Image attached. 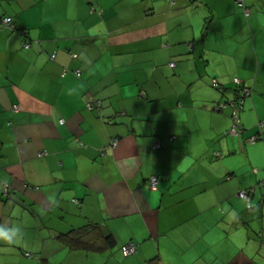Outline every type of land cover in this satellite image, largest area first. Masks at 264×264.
Instances as JSON below:
<instances>
[{"label": "crops", "instance_id": "1", "mask_svg": "<svg viewBox=\"0 0 264 264\" xmlns=\"http://www.w3.org/2000/svg\"><path fill=\"white\" fill-rule=\"evenodd\" d=\"M244 2L0 0L14 26L0 27V224L22 230L0 241V264L264 260V126L253 122L264 121V0ZM232 85L247 88L243 101ZM253 187L248 203L239 192ZM88 221L117 247L57 240Z\"/></svg>", "mask_w": 264, "mask_h": 264}, {"label": "trees", "instance_id": "2", "mask_svg": "<svg viewBox=\"0 0 264 264\" xmlns=\"http://www.w3.org/2000/svg\"><path fill=\"white\" fill-rule=\"evenodd\" d=\"M194 1H197V0H194ZM236 1H237L238 4H241L242 6H245L244 0H236ZM211 11L212 10L209 9L210 13H211ZM247 13L249 14V11H247ZM6 18H10V21H8V22L5 21ZM212 18H213V14L211 13L208 16V22H210L212 20ZM0 27H2L4 29L5 28L13 29L14 28V26H13V18L11 16L1 17L0 18ZM21 32L23 34H25V35L27 34V31L25 29H23ZM24 46L25 47H30V43L25 40ZM54 57H55V55H54ZM76 72H77V74L79 73L78 71H76ZM214 82H215L214 85L217 86L218 82H217L216 79H214ZM238 84H241V83H238ZM241 86H239V88L236 90V93L234 94V96H237V98L238 97H240V98L243 97V94H244L243 90L246 87H241ZM98 103H99V106L102 105L101 100H99ZM89 106L91 108L94 107L93 104H89ZM15 109H18V106H16ZM259 126H260V128H262L264 126V121H260L259 122ZM237 128H238L239 132L238 133H234V134H238L239 135V134H242L244 132V128L241 127V123H237ZM229 132L231 133L232 131L230 130ZM255 136H256L255 140L260 138L258 133ZM119 141H120L119 137L113 138L108 144H106V145H104L102 147V151L105 152V150L108 147L117 146ZM153 176L157 177L158 178V182H159V177L157 175H153ZM153 176H151L150 179L148 180L149 184H151L150 180H151V178ZM263 176H264V173H263ZM262 178L259 181V185H260L261 189H262V185H261ZM253 188H254V191L251 190ZM253 188L247 189V190H249V194H250L251 198H252V195L255 193V187H253ZM2 191H3L5 197L8 200L12 199V192L14 191V188L12 187L10 182H7V181L2 182ZM240 197H242V196H240ZM251 198H250V200H247L245 198L244 199L247 200L248 203H250L251 202ZM76 202H78V200H76ZM56 238L65 248H67V249H69L71 251L81 250V251H85V252H88V253H106L107 251L112 250L115 247H117V244H118L116 236L113 233L104 234V232L102 230V224L99 223V222H96V221H88V223H86L84 225H81L79 227L71 228L70 230H68L66 232H60V233H58L56 235ZM128 243H134V245L136 247V251L131 252V253L127 252L126 251V245ZM128 243H126L123 246L124 247V253L127 256L135 255L138 252V245L135 242H133V241H130ZM26 254L31 256V253H29V252L26 253ZM143 264H163V263H162V259L159 256V254H156V255H153L150 258H148Z\"/></svg>", "mask_w": 264, "mask_h": 264}, {"label": "rangeland", "instance_id": "3", "mask_svg": "<svg viewBox=\"0 0 264 264\" xmlns=\"http://www.w3.org/2000/svg\"><path fill=\"white\" fill-rule=\"evenodd\" d=\"M238 6L239 7H241L242 9H243V6L241 5V4H238ZM239 78V77H238ZM236 79L237 78H235L234 79V81L236 82ZM237 83V82H236ZM238 84V83H237ZM239 85H241V84H239ZM232 87L234 88V87H236V85H232ZM238 88H234V94L236 93V90H237ZM245 89V88H244ZM244 92V91H243ZM245 94V93H244ZM248 98H250V96L248 97ZM241 100L243 101V97L241 98ZM242 104V103H241ZM262 108V107H261ZM260 112L261 113H263L264 112V109H262V110H260ZM254 118H255V123L254 124H256V126H258L259 125V122H258V119L256 118V116H254L253 115V122H254ZM238 123H241V121H239ZM235 124H236V119H235V121L233 122V127L235 126ZM254 126V125H253ZM241 127H242V124H241ZM251 129H253V127H248V131L249 130H251ZM232 130V129H231ZM232 133V132H231ZM256 135V134H255ZM255 135H253V136H255ZM253 136H251V137H253ZM250 138V137H249ZM249 141V140H248ZM259 142H262L261 140H258V141H249V143H259ZM256 155H261L262 154V152L259 150V149H256ZM261 188H260V185H258V192L261 194V195H264V191L263 192H261ZM264 197V196H263ZM218 224L221 226V227H230V225H226V222L225 221H223V220H221V221H218ZM256 224L257 225H259V220H257V222H256ZM251 228H253V226L251 225ZM253 230V229H252ZM258 238H256V237H254L253 238V241H252V243L250 242V240H249V237H248V248H251L253 245H256V244H258ZM253 248V247H252ZM165 250H166V252H167V254L169 255V257L170 258H172V259H176V257H177V254H176V252H175V249L173 248V247H165ZM237 253H239V252H237ZM241 253V252H240ZM239 253V254H240ZM255 256H257L258 254H257V252L254 254ZM190 261V260H189ZM254 264H264V260L263 259H255V263Z\"/></svg>", "mask_w": 264, "mask_h": 264}, {"label": "built area", "instance_id": "4", "mask_svg": "<svg viewBox=\"0 0 264 264\" xmlns=\"http://www.w3.org/2000/svg\"><path fill=\"white\" fill-rule=\"evenodd\" d=\"M5 21H7V22L10 21V18H6ZM171 65H172V66H175V63L172 62ZM236 82H237V83H241V81H240L238 78L236 79ZM244 93H245L246 95L248 94V90H247V88L244 89ZM223 107H224V104L221 105V108H223ZM233 118H234V121H235V119H236V124H235V126L232 128L231 131H232V133H238L239 130H238V128H237V123L240 121V119H239V115H238V110H237V109L234 110ZM262 124H263V123H262ZM262 124H261V125H262ZM250 139H251V141H256V140H255V139H256V136H253V137H251ZM150 182H151L152 185H156L157 182H158V178L155 177V176H153V177L151 178ZM261 185H262V189L264 190V176H263V178H262ZM251 190L254 191V188L251 189ZM239 195L242 196L243 198L247 199V200H250V198H251V197H250V194H249V190H247V189L241 190L240 193H239ZM126 251L129 252V253L136 251V247H135L134 243H128V244L126 245Z\"/></svg>", "mask_w": 264, "mask_h": 264}, {"label": "clouds", "instance_id": "5", "mask_svg": "<svg viewBox=\"0 0 264 264\" xmlns=\"http://www.w3.org/2000/svg\"><path fill=\"white\" fill-rule=\"evenodd\" d=\"M21 228L13 224L11 227L0 224V241L6 244H14L21 235Z\"/></svg>", "mask_w": 264, "mask_h": 264}]
</instances>
